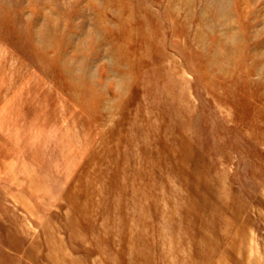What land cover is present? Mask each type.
<instances>
[{
  "label": "rangeland",
  "instance_id": "obj_1",
  "mask_svg": "<svg viewBox=\"0 0 264 264\" xmlns=\"http://www.w3.org/2000/svg\"><path fill=\"white\" fill-rule=\"evenodd\" d=\"M0 114V264H264V0H0Z\"/></svg>",
  "mask_w": 264,
  "mask_h": 264
},
{
  "label": "bare ground",
  "instance_id": "obj_2",
  "mask_svg": "<svg viewBox=\"0 0 264 264\" xmlns=\"http://www.w3.org/2000/svg\"><path fill=\"white\" fill-rule=\"evenodd\" d=\"M1 115V114H0ZM3 115L4 114H2L0 117H1V119L3 118ZM3 121H4V119H2L1 120V122H0V134L1 135H3V142H5V140L7 141H9V139H10V137H9V139H8V134L6 133V131H5V128H6V126H5V128H4V124H3ZM24 149V152L28 155V156H30V157H32V154L29 152V151H26V150H28L27 148H23Z\"/></svg>",
  "mask_w": 264,
  "mask_h": 264
}]
</instances>
